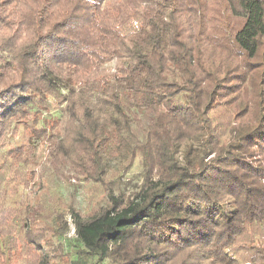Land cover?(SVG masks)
Returning <instances> with one entry per match:
<instances>
[{"label":"trees","instance_id":"obj_1","mask_svg":"<svg viewBox=\"0 0 264 264\" xmlns=\"http://www.w3.org/2000/svg\"><path fill=\"white\" fill-rule=\"evenodd\" d=\"M4 2L15 8L0 29L15 30H0V79L9 80L0 128L56 111L46 138L54 163H76L105 185L113 153L125 170L139 158L143 174L130 198L108 183L104 206L82 214L72 204V252L63 213L25 199L7 212L0 201V264H238L232 249L255 250L250 228L264 238V0ZM215 50L230 65L215 66ZM223 103L237 105L227 124L216 116ZM245 261L264 264V245Z\"/></svg>","mask_w":264,"mask_h":264},{"label":"rangeland","instance_id":"obj_2","mask_svg":"<svg viewBox=\"0 0 264 264\" xmlns=\"http://www.w3.org/2000/svg\"><path fill=\"white\" fill-rule=\"evenodd\" d=\"M13 8H15L14 4L9 3L8 5L4 2V9L3 6H0V15L3 13L8 14ZM208 8L216 13L211 6ZM212 16L211 13L208 18L209 21H211ZM7 19L10 20L9 17ZM14 30L15 27L9 25L8 31H1H4L5 34H12ZM209 33L217 38L221 32L220 30H212ZM214 52L215 55L212 58L215 66L226 67L230 65L225 52L222 50H215ZM235 58L241 61L238 55L233 59ZM231 64H234V62ZM108 66L112 67L113 64L110 63ZM7 81L9 82L7 79H0V89L8 83ZM247 82H249V79ZM252 88L255 90L252 82L251 84L247 83L246 91L249 94L243 96L240 101L250 99L253 93L251 92ZM56 102L54 101L51 104L55 107L57 106ZM226 109L234 113L237 105L233 103L231 106H227L223 103L221 107L217 108L216 116L221 120V123L225 124H227L230 114ZM54 112L40 110L37 114H27L18 123L9 124L8 128H0V143L6 145L5 150L10 149L8 153L3 155L6 152L4 151L0 154V201H3L2 203L5 205L3 208L7 212L16 211L19 203L25 199L30 205L41 207L48 213H63L67 223L66 238L69 240V245L74 244L72 248H68L72 252L77 245L73 241L74 228L68 213L72 204L74 203L82 214H89L92 209L105 205L108 196L107 189L109 188L113 190L114 196L121 193L130 198L139 190L143 170L139 158H136L130 167L125 170V164L120 163L119 156H113V153H111L107 179L109 188H106L108 186L106 181L105 185H102L87 180V178L85 180L83 174H80V170L76 167V163H54L52 157L48 156L49 151L46 144L47 135L50 133L49 125L52 122L55 123L53 119L58 116V112ZM38 120V125H35ZM40 127L45 128L41 130ZM61 138L57 137V142ZM2 163H11V168L8 164L4 165ZM250 230L255 235L253 246L256 250L264 245V238L258 236V233L253 229L250 228ZM255 230H258V228L255 227ZM246 247L232 249L229 256L235 259L238 264H245L247 254L255 252V250H251L249 245L248 249ZM244 248V251H238ZM0 262L6 263L7 260L0 258Z\"/></svg>","mask_w":264,"mask_h":264}]
</instances>
